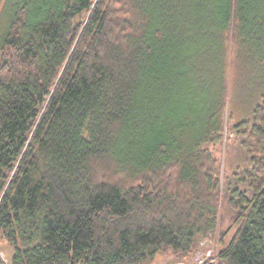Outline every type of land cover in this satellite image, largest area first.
Returning a JSON list of instances; mask_svg holds the SVG:
<instances>
[{
  "label": "trees",
  "instance_id": "16d2710c",
  "mask_svg": "<svg viewBox=\"0 0 264 264\" xmlns=\"http://www.w3.org/2000/svg\"><path fill=\"white\" fill-rule=\"evenodd\" d=\"M4 7L0 235L9 264H152L166 252L170 264L187 263L217 232L223 202L238 226L217 264H264V0ZM229 38L263 85L231 131L247 167L222 180L209 146L222 137L225 87L187 143L164 100L186 46L223 73Z\"/></svg>",
  "mask_w": 264,
  "mask_h": 264
},
{
  "label": "rangeland",
  "instance_id": "374dc122",
  "mask_svg": "<svg viewBox=\"0 0 264 264\" xmlns=\"http://www.w3.org/2000/svg\"><path fill=\"white\" fill-rule=\"evenodd\" d=\"M4 3L5 0H0V32L5 30L9 17ZM227 45V61L223 73L216 61V65L213 63V58L202 57L198 46H186L182 52V63L173 73V81L168 83L164 100L173 112L167 114L171 124L176 121L183 123L180 132L185 135L187 143L188 135L193 136L202 131L208 111L216 107L225 87L222 137L219 142L209 146L220 162L222 180L227 174L247 167L246 158L233 141L231 131L233 126L248 119L253 107L262 101V93L258 88L263 85L256 69L241 63L232 39L229 38ZM256 79L260 83H254ZM176 127L174 124L173 128ZM220 213L217 232L197 241L191 261L175 264H217V252L233 237L238 226L234 224V214L224 202ZM0 254L6 263L11 262L13 249L2 240L1 235ZM174 259L172 253L166 252L156 257L152 264H170Z\"/></svg>",
  "mask_w": 264,
  "mask_h": 264
}]
</instances>
